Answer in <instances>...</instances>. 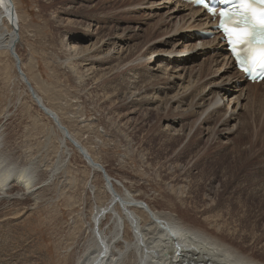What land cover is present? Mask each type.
<instances>
[{
  "label": "rangeland",
  "instance_id": "1",
  "mask_svg": "<svg viewBox=\"0 0 264 264\" xmlns=\"http://www.w3.org/2000/svg\"><path fill=\"white\" fill-rule=\"evenodd\" d=\"M16 3L21 26L16 51L33 88L107 173L156 210L179 214L192 228L253 253L264 264V190L260 187L264 186V88H252L254 85L237 72L222 35L211 25L215 22L205 25L208 16L204 12L200 19L194 18L193 12L198 9L184 0ZM74 42L84 52L96 43L101 48L102 57L93 59V66L87 62V68L86 64L81 68L89 80L84 90L63 65ZM116 57L125 63L120 69H127L112 70L117 68ZM219 90L221 104L219 99L213 100ZM132 91L138 95H132ZM198 92L203 94L201 100L219 103L206 110L197 107L199 114L193 116L188 103L195 97L194 104L201 102ZM256 94L261 98L251 100ZM141 95H149L151 103L142 105ZM178 98L184 101L182 106ZM207 117L209 121L205 122ZM53 129V122L18 79L15 59L0 54V132L6 138L7 150L23 164L33 161L43 172L53 170L61 135ZM213 129L217 135L212 136ZM5 159L2 168L12 163L11 158ZM57 173L51 181L46 176L49 191L42 199L38 194L31 195L19 219L5 220L14 218L23 206L16 205V210L11 205L0 207V222L6 221L7 227L13 228L11 239L20 243L15 248L10 246L16 249L17 257L7 264L76 263L80 254L77 246L89 235L86 228L93 223L98 206L107 204L103 195L94 196L88 186L92 183L98 192H104V179L100 174L93 177L77 152ZM223 173L226 177L229 173L230 179ZM40 185L37 191L44 183ZM19 193L9 199L22 201L30 195Z\"/></svg>",
  "mask_w": 264,
  "mask_h": 264
},
{
  "label": "bare ground",
  "instance_id": "2",
  "mask_svg": "<svg viewBox=\"0 0 264 264\" xmlns=\"http://www.w3.org/2000/svg\"><path fill=\"white\" fill-rule=\"evenodd\" d=\"M191 6H193V5L191 4ZM193 8H195V7H193ZM11 9H13L14 14H15L16 21H14V22L12 21V18L8 13V10L10 11ZM17 10H18V6L16 3V0H0V54L5 53L7 55H9V54L12 55L11 47H13V45L18 40L17 44L15 45L14 51L17 54V56L19 57V60L21 62V71L24 74L26 81L31 84L33 81L31 79V77L28 76L27 72L24 70L21 58L16 51L17 45L20 42L19 39H20V31H21V26H20L19 21H18V11ZM184 12H185V10H184ZM202 12H203L202 9H198V10L193 12L192 16L194 18L195 17L198 18V17H200L199 15ZM200 18H198V19H200ZM184 20H186V19H184ZM204 20L206 21V23H204L205 25L207 24L208 21H209V24L212 22V19L209 16ZM211 25L216 26V25H218V22H216L215 24H211ZM192 26H193V24H192ZM215 29H217V28L215 27ZM217 31H218V29H217ZM219 34H221V33L219 32ZM80 37L82 38L83 35H81ZM144 39H145V37H144ZM79 40H81V39H79ZM72 46L73 47L70 49V55L64 59L63 65H65L67 70L70 73H72V75H74V77H75L76 81L78 82L80 88L82 90H84L86 88L87 82L89 80H88V77L82 73L81 68H83L82 66L84 64H86V68H87V62H90V65L93 66V62H94L93 59H98L97 57L98 56L100 57L102 55V53L100 52L101 48L97 47V43H96L94 46H91V48H84L85 49V52H84V50L82 49V47L79 45L78 42H74L72 44ZM122 52H123V50H122ZM128 57H129V55H128ZM117 59H119V58H117ZM122 59H119L117 61L118 62L116 64L117 68L112 69V70H114V71H116L117 69L119 70L121 68L120 65L123 66L125 64V63H122ZM125 59H127V57ZM230 59H231V57H230ZM104 62H110V61H108V59H104ZM142 62L144 63L143 60H142ZM217 62L218 61H216V63ZM225 62H226V60H225ZM211 63H212V60H211ZM128 66L129 65L127 64V67ZM206 68L204 67V69H206ZM123 69H127V68L125 67ZM123 69H120V70L123 71ZM209 69H211V68H209ZM114 71L113 72L111 71V73H114ZM163 71L166 72V70H163ZM203 71H205V70H203ZM124 73H125V71H124ZM201 73L202 72H200V75H201ZM215 73H217V72H215ZM117 75H119V74H117ZM171 77L173 78V77H175V75H173ZM179 77H183V76H179ZM207 77H208V75H207ZM134 78H136V77H134ZM162 78H163V76H162ZM205 78H203V79H205ZM227 78H228V76H227ZM229 78H230V76H229ZM18 79L20 80L19 77H18ZM191 79H192V77H191ZM223 79H224V77H223ZM230 79L227 81H230ZM240 79H242V78H240ZM155 80H157V79H155ZM155 80L153 81L154 83H156ZM181 80H183V79L181 78ZM20 81H22V80H20ZM202 81H204V80H202ZM222 81H224V80H222ZM195 83H198V82H195ZM149 84H150V82H149ZM190 84L192 85L191 82H190ZM194 84L192 87H195ZM155 85H157V84H155ZM31 86H32V84H31ZM209 86H210V84H209ZM114 87H115V85H114ZM144 87H142V88H144ZM261 87L264 88V84L252 86V88H254L256 90H258ZM187 88L189 89V87H187ZM187 88H185V89H187ZM116 89H118V88H116ZM192 89H195V88H192ZM208 90H205V91H208ZM125 91H126V88H125ZM133 91L131 92L132 95H135V94L138 95V92H140L139 90H136V91H138L137 93L133 92ZM205 91H203V92H205ZM141 92H143V91H141ZM141 92H140V94H141ZM221 92L222 91L219 90V92L214 93L215 97L213 100H215V98L220 100L219 101L220 103L218 101H216L217 105H218V103L221 104V100H223V98H221V95H222ZM241 92L242 91H240V93ZM198 93L200 95V92H198ZM201 93H202V91H201ZM36 94H37L38 99L42 102L43 106L46 109H48L51 113L56 115L59 123L67 129L68 134L71 137V140L78 143L81 146V148L92 158V160L96 164L101 165L104 168V170L106 171L105 167L102 164H100L98 161H96L94 159L93 155L91 154V152L87 149V147L83 143L80 142L78 136L75 135L71 131V129H69L64 124L59 113L55 109L51 108L50 106H47L44 99L39 95L38 92H36ZM241 94H243V93H241ZM176 95H177V93H176ZM182 95H184V94H182ZM224 95H227V94L224 93ZM174 96H172L171 98H174ZM178 96H181V95H178ZM201 96L203 97V94L200 95V97ZM141 97H142V95H141ZM167 97H165V98H167ZM202 97L199 100L201 102L194 104V100L196 98L195 97V98L191 99L190 103H188V108L190 109V111L192 110L190 112V115L195 116V115L199 114L195 111V109L197 107H204V110H206V109L210 108V106L216 105V103H213L212 100L206 101V98L205 99L203 98V100H201ZM248 97H250V96H248ZM262 97H264V95ZM191 98H192V96H191ZM240 98H242V97L240 96ZM240 98L237 99L238 104H239ZM260 98H261V96H258L256 94V95L252 96L251 100H253V99L257 100ZM181 99L178 98V100H180L179 105L182 106V104H184V101H182ZM141 102H143L142 105H149V103H151L149 95L143 96L141 98ZM248 103H247V106H248ZM262 104H264V102ZM253 107H254V105H253ZM251 108L252 107L250 106V109ZM259 108H261V107H259ZM154 109H158V107H156ZM39 110L45 115L43 110H41L40 108H39ZM253 110L254 109L252 108V113H253ZM259 110H261V109H259ZM205 112L201 113L199 115V117L202 116ZM157 113H158V111H157ZM260 113H261V111H260ZM164 114L165 113H163V115ZM166 114H167V112H166ZM170 114H172V113H170ZM254 114H255V112H254ZM260 115H262V113ZM249 117L251 118L252 116H249ZM260 117L263 118V116H260ZM47 118H49V117H47ZM230 118H232V117H230ZM253 120H255V118ZM51 121L53 122V128H54L53 130H55V132H53V133H58L61 135L59 137L60 140H59V146H58V151H57V154H58L57 155V162H55L56 166L54 167L53 170H50V171L47 170L46 172H43L44 170L43 171L40 170V168L38 167L39 163H37V165H36L33 161H30V160H29L30 162L25 163V161H26L25 160L24 161L25 164H23V163H21V161L19 162L17 159H15V157L12 155V153H10L7 150L6 138H4L5 136L2 135V133L0 132V207L6 206V205H11V206H14L15 209L14 208L13 209L16 210L17 209L16 205L23 206L22 209L18 208L17 212L13 211L16 213L14 218L8 219L6 217V219H5L6 221L16 220L17 218L19 219L21 217V214L23 213L22 210L25 207H27L32 200L31 199L32 197H30L31 195H35V194L37 195L38 194L37 197H39L40 199L44 198L45 194L49 191V186L47 185L48 184L47 182H50L53 179V177L55 176V174H58L57 172L61 170V168L63 167V164H66V162H68V159L71 158V156H72V154H74V152H77L80 155L79 150H77V148H75L73 146V144L63 136L62 131L59 130L56 123L53 120H51ZM208 121H209V118L207 117L205 122H208ZM256 122H257V119H256ZM261 124H263V123H261ZM224 125L225 124H223V126ZM263 127H264V125H263ZM256 128H258V127H256ZM225 130H221V131L223 132ZM51 131H52V129H51ZM211 131H212V133H211L212 136L215 133H216V135L218 133V132H216V129H213ZM260 131L261 130H259V132ZM262 131H263V129H262ZM182 132H184V129H182ZM176 133H177V131H176ZM178 133H179V130H178ZM252 133H253V131H252ZM180 135H181V133H180ZM189 136H190V134H189ZM259 136H261V135H259ZM241 153H242V151H241ZM238 156H241V155H238ZM7 157L12 159L11 160L12 163H8L7 166H5V168H2L1 167V165H2L1 161L3 159V163H4V160L6 161L5 158H7ZM240 158H242V157H240ZM34 161H36V160H34ZM4 165H2V166H4ZM88 166L90 167V170L93 174V177H95L97 174H100L101 176H103V174L98 169L90 166L89 164H88ZM231 168H233V167H231ZM236 168H238V167H236ZM238 169H240V168H238ZM229 170H231V169L228 168V171ZM236 170L235 171L232 170V171H234L236 173L237 172ZM106 173H107V171H106ZM191 173H192L191 169H188L187 174L190 175ZM230 173H231V171H230ZM48 175L50 176V179H48L50 181L46 180V176H48ZM226 175L228 177L229 173H227ZM258 175H260V174H258ZM107 176L111 180V182L107 183L104 181V188L106 191H104V192L99 191L98 192L97 188L95 186H92V183H90L88 186L89 189L92 191V193L95 194L94 196L98 197L99 195H103V198L107 201V204H102L100 202L101 203L100 206H98V208L96 209V212H95L94 217L92 219L93 223L91 222L88 225V227L86 228L87 230H89L88 231L89 235L86 236V238L84 239V241L82 243H79V246H77L78 249L76 251L80 254L78 255L79 257H78L75 264H181L184 259H189L190 261H194V262H202V263L208 262L211 264H263V263H261L260 259H258L256 257V255H254L253 253L248 254L247 252L243 251L240 247H237V246L233 245L232 243H227L224 240H221L220 238L215 237L212 234H210L206 231H203L201 229L192 228V226L187 225V223L185 221H183L182 217L178 216L179 214H176L173 212L166 213V212H161V211L156 210L148 202H146L145 200H142L139 196H137L138 194L135 195L136 193H134L129 188H127V186L124 185L122 182L114 179L108 173H107ZM222 176H224V173ZM231 176H233V175H231ZM224 177H226V176H224ZM228 179H230V178L228 177ZM255 181H256V179H255ZM224 182H226V181H224ZM228 182H229V180H228ZM253 182H252V184H253ZM42 183H44V185H42ZM40 184L42 185V187L40 188V190L37 191V186H39ZM260 187L262 188L261 190H264V186H260ZM21 191L24 192L25 194H30V195H28V197H26L25 199L23 198L24 200L22 199V201H18L17 198H16L17 200L16 199H9L13 195H15V193H16V195H19L20 194L19 192H21ZM2 193L5 195V196L3 195L4 197L1 196ZM262 196H263V194H262ZM12 200H13V203H12ZM141 210L144 211L148 217L145 216L144 213L140 212ZM9 211H11V210H8L6 212L4 211V215L7 216ZM6 221L4 223L1 221L3 224L0 222L1 223L0 224V237L4 241H6L4 244V247H3V245H2L3 240L0 239V264H7L6 262H8V260H12V258L17 257V256H15L17 254L16 249H11V248H13V247L15 248V246L20 245V243H18L19 241L17 242L16 239L15 240L11 239L10 233L12 232L13 228H10V227L8 228L7 226H9V224ZM10 246H11V248H10ZM192 252L197 253V255L193 254ZM22 257H23V255H22ZM26 258H27V256H26ZM75 258H76V256H75ZM39 259H40V257H39ZM26 260H28V259H26ZM74 260H76V259H74ZM9 264H11V263H9Z\"/></svg>",
  "mask_w": 264,
  "mask_h": 264
},
{
  "label": "snow or ice",
  "instance_id": "3",
  "mask_svg": "<svg viewBox=\"0 0 264 264\" xmlns=\"http://www.w3.org/2000/svg\"><path fill=\"white\" fill-rule=\"evenodd\" d=\"M252 3L264 5V0H241L244 12L237 23L243 27L235 30L225 27V31L233 38V52L242 69L249 74L256 72L264 74V9L256 12L251 7ZM237 44L245 46L243 56L241 51L237 50Z\"/></svg>",
  "mask_w": 264,
  "mask_h": 264
},
{
  "label": "water",
  "instance_id": "4",
  "mask_svg": "<svg viewBox=\"0 0 264 264\" xmlns=\"http://www.w3.org/2000/svg\"><path fill=\"white\" fill-rule=\"evenodd\" d=\"M8 13H9V15L11 16L12 21H13V22L16 21V19H15V14H14L13 9H11L10 11L8 10ZM17 41H18V40H17ZM17 41H16V43L13 45V47H11L12 57H13V59H15V66H16V70H17L18 77H19L20 80H22L23 83L25 84V86H26V88H27V90H28V92H29L31 98L34 100V102H35V104L37 105V107L40 108L41 110H43V112L45 113V115H46L47 117H49L51 120H53V121L56 123V125H57L58 128H59V130L62 131L63 136H64L67 140H69V141L73 144V146H74L75 148H77V150H79L80 155L83 157V159H84V160H85L90 166H92V167L98 169V170L103 174V176H104L103 179H104L105 182L110 183L111 180L108 178L107 173H106V171L104 170V168H103L101 165L96 164V163L92 160V158H91V157H90V156H89V155H88V154H87V153L81 148V146H80L78 143H76V142H74L73 140H71V137L69 136L67 129H66L65 127H63V126L59 123V121H58L56 115H54L53 113H51L48 109H46V108L43 106L42 102L38 99L37 94H36L35 90L33 89V87L31 86V84H30L29 82L26 81L25 76H24V74H23L22 71H21V62H20V60H19V57L17 56V54H16L15 51H14V50H15V45L17 44Z\"/></svg>",
  "mask_w": 264,
  "mask_h": 264
}]
</instances>
